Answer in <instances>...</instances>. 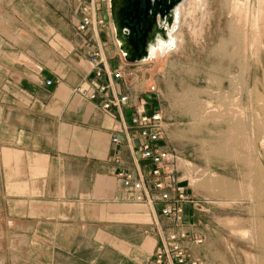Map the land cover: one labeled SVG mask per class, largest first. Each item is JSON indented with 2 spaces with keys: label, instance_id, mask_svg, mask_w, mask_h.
I'll return each instance as SVG.
<instances>
[{
  "label": "crops",
  "instance_id": "obj_1",
  "mask_svg": "<svg viewBox=\"0 0 264 264\" xmlns=\"http://www.w3.org/2000/svg\"><path fill=\"white\" fill-rule=\"evenodd\" d=\"M57 1L70 3L0 0V217L7 226V252L28 258L33 249L50 264H150L156 224L167 222L157 221L154 205L137 200L117 175L135 166L126 147L110 141L119 110H103L102 96L90 100L77 90L100 81L88 59L96 42L104 45L108 63L118 64L110 54L119 48L104 40L109 7L95 3L105 23L76 41L66 25L59 39L52 24L44 26L48 40H41L40 22L26 33V18L54 16L51 3ZM182 209L188 220L189 206L183 203ZM90 211L98 221L94 233L88 230ZM199 247L191 246L192 253Z\"/></svg>",
  "mask_w": 264,
  "mask_h": 264
},
{
  "label": "rangeland",
  "instance_id": "obj_2",
  "mask_svg": "<svg viewBox=\"0 0 264 264\" xmlns=\"http://www.w3.org/2000/svg\"><path fill=\"white\" fill-rule=\"evenodd\" d=\"M69 1L51 3L54 16L27 17L25 32L40 22L41 40H48L52 36L44 26L52 24L59 39L66 25L76 41L80 33L75 14L82 0ZM263 9L258 0H203V9L192 4L181 16L182 40L160 63L124 60L115 51L108 21L104 27V40L113 46L111 60L121 66L122 90L133 102L144 100L162 111L165 147L179 164L188 163L178 164L185 177L178 186L189 198L185 203L190 210L184 216L190 218L184 220L194 223L203 236L199 252L193 253L203 264H264ZM258 11L252 29L249 20ZM50 42L62 48L58 41ZM212 179L222 180L227 193L212 185ZM89 215L88 230L94 233L98 221L92 211ZM6 231L0 217V264L51 263L39 259L33 249L28 258L17 250L8 253ZM89 246L90 252L92 243Z\"/></svg>",
  "mask_w": 264,
  "mask_h": 264
},
{
  "label": "built area",
  "instance_id": "obj_3",
  "mask_svg": "<svg viewBox=\"0 0 264 264\" xmlns=\"http://www.w3.org/2000/svg\"><path fill=\"white\" fill-rule=\"evenodd\" d=\"M99 0H82L76 11V30L86 33L89 29L102 26L103 17L95 14V3ZM106 2L108 0H100ZM93 76L100 79L93 88H78L90 100L99 96L100 107L108 110L115 107L119 117L113 125L110 141L123 144L131 153L134 169L119 170L117 175L122 186L128 191H136L135 198L154 205L157 221L166 220L165 225H157L158 242L152 253L150 264H203L191 251V246L200 245L203 236L194 223L183 218L182 204L189 200L183 187L178 186L183 168L178 166V157L165 147L166 120L159 108L147 106L143 101L133 102L128 93L120 89L121 66L110 65L101 46L88 54ZM46 84L50 81L46 80ZM118 85L120 87H118ZM111 95L106 96L107 90ZM149 104V103H148ZM142 161V163H140ZM181 176H176V172Z\"/></svg>",
  "mask_w": 264,
  "mask_h": 264
},
{
  "label": "water",
  "instance_id": "obj_4",
  "mask_svg": "<svg viewBox=\"0 0 264 264\" xmlns=\"http://www.w3.org/2000/svg\"><path fill=\"white\" fill-rule=\"evenodd\" d=\"M180 1L108 0L111 22L116 34L123 37L124 42L118 48L124 60L137 62L145 55L146 44L157 18L166 16V22L171 23L169 12Z\"/></svg>",
  "mask_w": 264,
  "mask_h": 264
},
{
  "label": "bare ground",
  "instance_id": "obj_5",
  "mask_svg": "<svg viewBox=\"0 0 264 264\" xmlns=\"http://www.w3.org/2000/svg\"><path fill=\"white\" fill-rule=\"evenodd\" d=\"M258 2H259V8L261 10L262 7L264 6V0H258ZM192 4L194 5L195 8L203 9V0H181L169 12V15L171 17V23L168 24L166 22V16H164L163 18H157L155 28L153 29V31L149 37V40L146 44V53L137 62H140L141 64L142 63L143 64L148 63V62L160 63L166 54H168L169 52H171L172 50H175L177 48L178 44L182 40V38L179 35V26H180L181 16H182L184 10L188 9V12L190 11V8H192ZM259 12L260 11H258V13L253 15L254 17L252 16L253 18L251 20H249L250 21L249 26L252 29L253 28L256 29V27H257ZM261 17H262V15H261ZM259 26H258V28H259ZM110 30H111V37H112L114 45L116 47L121 46L124 42L123 37L119 34H116L115 26L113 25L112 22H110ZM254 42H256V41H254ZM243 48H245V47H243ZM118 54L120 55V57H122V52L119 51ZM124 54H126V53H124ZM179 165H181V166L188 165V163L185 162L184 164H179ZM211 184L216 186L217 188H220L221 192H223L225 194L227 193V188L225 187V184L222 180L212 179Z\"/></svg>",
  "mask_w": 264,
  "mask_h": 264
}]
</instances>
